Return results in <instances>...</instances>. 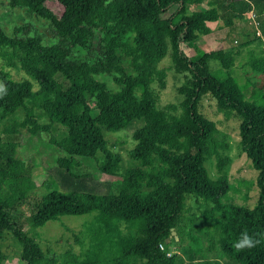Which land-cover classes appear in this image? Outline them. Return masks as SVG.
Returning a JSON list of instances; mask_svg holds the SVG:
<instances>
[{
  "label": "trees",
  "instance_id": "obj_1",
  "mask_svg": "<svg viewBox=\"0 0 264 264\" xmlns=\"http://www.w3.org/2000/svg\"><path fill=\"white\" fill-rule=\"evenodd\" d=\"M47 1L61 7L50 23L51 44L28 35L25 27L13 28L10 35L0 29V82L8 90L0 98V119L24 113L31 124L28 137L38 146L39 137L50 126L66 130L60 140H49L53 167L47 174L51 179H44L48 188L44 194L33 195L27 221L41 227L64 216L98 213L114 221L110 227L117 236L118 224L124 225L132 240L109 260L94 252L79 259L70 251H42L10 215L36 188L27 173L26 158H16L17 145L12 141L0 143V239L9 233L16 240L22 264H220L219 258L264 264V52L246 64L261 79L246 93L231 77L222 79L209 70L210 61L224 70L232 67L235 54L231 51L202 52L195 58L181 51L182 45L210 34L208 24L221 22L223 28L231 29L236 18L251 11L264 39V0H208L210 8L192 11L188 9L204 0ZM8 3L21 6L20 0ZM26 8L44 17L34 6ZM74 49L83 53L82 59L69 58ZM118 52L129 59L127 67L119 64ZM168 52L174 71L186 75L178 89L183 97L179 111L173 106L158 109L152 89L154 83L164 86V71L157 66ZM9 70L23 78L13 80ZM56 75L66 82L64 88ZM102 76L109 77L116 89H107L99 80ZM205 95L224 114L239 120L240 150L256 172L258 196L251 208L223 202L231 188L225 174L227 146L215 138L214 123L199 113ZM34 110L43 114L46 124L37 123ZM136 121L142 125L132 133L135 145L129 156L144 171H126L115 193L91 175L73 173L80 158L96 160V153H101L97 171L117 175L121 158L107 148L102 131L117 132ZM22 125L11 122L3 133L10 136ZM211 157L216 178L204 167ZM186 196L204 205V220L211 225L216 243L211 235L204 250L198 236L180 227V256H167L159 243L178 224ZM242 232L261 243L237 251L233 245ZM214 244L218 258L208 255ZM3 259L0 253V263Z\"/></svg>",
  "mask_w": 264,
  "mask_h": 264
},
{
  "label": "rangeland",
  "instance_id": "obj_2",
  "mask_svg": "<svg viewBox=\"0 0 264 264\" xmlns=\"http://www.w3.org/2000/svg\"><path fill=\"white\" fill-rule=\"evenodd\" d=\"M20 1L21 6L10 7L8 0H0V29L7 35H10L13 28L25 27L28 35H37L43 44H51L53 40L50 35V23L59 16L61 7L47 0ZM27 5L37 8L44 14V17L37 16L29 11L26 8ZM207 8H210L208 0H204L199 5L190 7L188 10H203ZM253 13L251 11L235 19L231 29L223 28L221 22L210 23L209 25L212 28L210 34L199 36L198 40L194 43L182 45L181 51L192 58L199 56L202 52L231 51L235 54L232 67L224 70L219 66L218 62L210 61L208 65L209 70L222 79L231 77L243 92H250L253 86L257 87L259 85L261 79L246 64L250 58L264 52V39L253 24L255 18ZM125 40H129V36ZM246 42L249 44H244ZM252 52L254 53L253 55H251ZM69 58L71 60L82 59L83 53L78 49H74ZM118 59L121 66H128L129 59L122 52H118ZM157 68L163 70L165 74L164 86L162 88L156 83L152 85L157 98V108L165 110L167 107L173 106L179 111V103L183 97L179 94L178 89L184 82L186 75L174 71L171 66L169 52L158 64ZM9 73L13 80H21L23 78L15 70H9ZM55 80L63 88L66 86V82L61 76L56 75ZM99 80L106 84L107 89H116L109 77L102 76L99 77ZM31 84L32 89L36 90V83L32 81ZM198 110L200 114L214 123L217 129L215 138L227 146V150L224 151V155L228 158L225 174L231 188L223 199V202L246 208L253 207L258 196V190L255 186L256 172L240 150L239 137L237 135L239 120L234 114L226 115L223 111L219 110L215 100L209 95H205L201 99ZM34 118L38 124L47 123L46 118L38 110H34ZM11 122L23 123V125L18 127L12 135L7 136L3 133V129L5 125ZM141 125V121H136L117 132L102 131L107 148L112 153L118 154L121 158L120 169L117 175L108 176L97 171L96 161L102 159L101 153H96V160L80 158V165L72 168L73 173L91 175L94 180L102 185H108L112 193L117 192L120 180L126 171L137 169L144 171L129 156L130 150L135 145L132 133ZM30 127V122L25 119V115L22 112H18L6 120L0 119V143L12 141L17 145L15 156L20 159L22 157L27 159H25L27 173L36 185L35 190L27 196L26 202L19 204V206L11 210V217L21 225L23 231L44 252L50 250L59 254L70 251L77 255L79 259L84 258L90 252H94L103 260H109L112 255H117L121 248L126 247L131 242L132 234L124 225L118 224L119 236H117L116 232L110 227L114 221H110L98 213L82 216H64L57 221H48L41 227L32 226L27 221V217L30 215L29 203H31L33 195L40 196L44 194L48 190L44 179H51L50 175L47 174L53 167L48 158V154L50 153L48 149L49 140L50 138L60 140L66 134L64 128L54 124L50 126L48 133L42 134L39 137L41 145L38 146L28 137ZM184 137L188 139L187 135H184ZM204 167L211 178L218 176L213 157L206 159ZM204 208V205L198 199L186 196L184 211L178 224L171 229L167 239L159 243V249L167 256H175L177 258L180 256L177 238V232L180 227L198 236L204 250L210 245L207 240L211 235L212 243H216V236L213 233L211 225L204 220ZM0 253L4 256L0 264H22L19 259L20 247L9 233H4L0 239ZM216 253L217 245L214 244L212 251L208 252V255L215 257ZM216 258L218 257L216 256ZM219 262L220 264H236L224 258H219Z\"/></svg>",
  "mask_w": 264,
  "mask_h": 264
},
{
  "label": "clouds",
  "instance_id": "obj_3",
  "mask_svg": "<svg viewBox=\"0 0 264 264\" xmlns=\"http://www.w3.org/2000/svg\"><path fill=\"white\" fill-rule=\"evenodd\" d=\"M7 91L6 85L3 82H0V98H3V96L7 95ZM260 243L261 240L255 238L254 235H249L248 232H242L233 247L237 251H243L245 249L255 248Z\"/></svg>",
  "mask_w": 264,
  "mask_h": 264
},
{
  "label": "built area",
  "instance_id": "obj_4",
  "mask_svg": "<svg viewBox=\"0 0 264 264\" xmlns=\"http://www.w3.org/2000/svg\"><path fill=\"white\" fill-rule=\"evenodd\" d=\"M253 24H254V26H255V28H256V26H257V25H256V22H255V20H253Z\"/></svg>",
  "mask_w": 264,
  "mask_h": 264
},
{
  "label": "crops",
  "instance_id": "obj_5",
  "mask_svg": "<svg viewBox=\"0 0 264 264\" xmlns=\"http://www.w3.org/2000/svg\"><path fill=\"white\" fill-rule=\"evenodd\" d=\"M237 19V18H236ZM208 26H209V28H210V30L212 29L211 27H210V25L208 24Z\"/></svg>",
  "mask_w": 264,
  "mask_h": 264
},
{
  "label": "water",
  "instance_id": "obj_6",
  "mask_svg": "<svg viewBox=\"0 0 264 264\" xmlns=\"http://www.w3.org/2000/svg\"><path fill=\"white\" fill-rule=\"evenodd\" d=\"M175 239H176V237H175Z\"/></svg>",
  "mask_w": 264,
  "mask_h": 264
}]
</instances>
